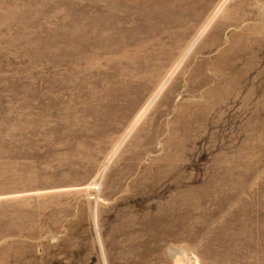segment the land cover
<instances>
[{
	"label": "rangeland",
	"instance_id": "obj_1",
	"mask_svg": "<svg viewBox=\"0 0 264 264\" xmlns=\"http://www.w3.org/2000/svg\"><path fill=\"white\" fill-rule=\"evenodd\" d=\"M0 264H264V0H0Z\"/></svg>",
	"mask_w": 264,
	"mask_h": 264
}]
</instances>
